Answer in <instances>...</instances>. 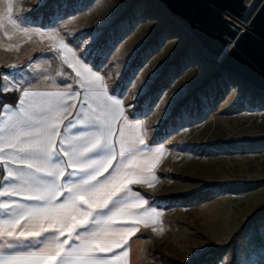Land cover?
<instances>
[{"label": "rangeland", "instance_id": "374dc122", "mask_svg": "<svg viewBox=\"0 0 264 264\" xmlns=\"http://www.w3.org/2000/svg\"><path fill=\"white\" fill-rule=\"evenodd\" d=\"M48 1L28 11L34 0H0V15L11 3L14 17L31 22L13 28L4 18L0 66L13 73L23 67L11 64L60 59L52 49L63 38L83 51L86 63L108 78L126 105L136 104L132 118L143 120L148 143L165 148L160 175L170 178L150 195L161 217L142 264H191L206 249L226 243L264 203V91L221 69L159 0ZM58 5L66 38L49 27L58 19ZM144 82L146 94L134 101ZM149 100L154 107L144 116ZM157 156L149 154L152 163ZM201 264H264V217L234 250Z\"/></svg>", "mask_w": 264, "mask_h": 264}, {"label": "snow or ice", "instance_id": "6c2138e0", "mask_svg": "<svg viewBox=\"0 0 264 264\" xmlns=\"http://www.w3.org/2000/svg\"><path fill=\"white\" fill-rule=\"evenodd\" d=\"M43 4L44 0H34L28 11ZM12 13L9 3L0 15V27L5 17L13 28L31 26L26 16ZM53 15L58 19L49 27L57 36L68 37L60 27L64 17L59 5ZM91 42H85V48ZM52 51L78 79L83 95L76 118L68 119L70 112L62 116V110L75 106L65 97H79L81 91L30 92L31 81L21 86L7 77L0 86L2 94H20L14 107H0L4 116L0 171H6L0 180V264H121L132 227L115 221L122 216L147 220L160 215L154 209L144 211L148 202L132 186L150 183L146 179L152 176L149 154L163 149L145 142L146 125L132 118L136 104L126 106L114 90L110 94L108 82L87 66L83 51H74L63 38ZM146 90L144 82L133 100ZM26 98H30L27 104ZM170 103L165 104L164 114ZM146 105L144 116L154 107L150 100ZM69 129L72 135L65 134ZM117 230H123L119 238H115Z\"/></svg>", "mask_w": 264, "mask_h": 264}, {"label": "water", "instance_id": "95a60500", "mask_svg": "<svg viewBox=\"0 0 264 264\" xmlns=\"http://www.w3.org/2000/svg\"><path fill=\"white\" fill-rule=\"evenodd\" d=\"M218 66L264 91V0L242 27L248 0H159Z\"/></svg>", "mask_w": 264, "mask_h": 264}, {"label": "crops", "instance_id": "0c3cea01", "mask_svg": "<svg viewBox=\"0 0 264 264\" xmlns=\"http://www.w3.org/2000/svg\"><path fill=\"white\" fill-rule=\"evenodd\" d=\"M13 63H16L13 62ZM23 66V65H22ZM87 66L91 67L94 71L100 73L106 82L109 84L110 94L114 90L112 85L110 84L108 78L97 71V69L93 68L92 65L87 63ZM2 85L5 83V77H7L8 81H18V84L23 86L26 82L31 81V83L27 84V89L30 92H69V91H81L78 86V79L75 76V73L72 69L68 68L66 64L62 62L58 57H48L42 56L35 60L28 62L27 66H23L20 72H5L2 71ZM35 77V80H33ZM61 81H67V83H60ZM10 86L16 87L15 83H11ZM117 97H122L124 99V103L126 105V98L121 95L118 91H115ZM82 91L81 96L79 97H65V100H73L74 107L69 106L66 110H62V116H67L68 113H71V116H68V119H74L78 116V110L81 106L82 99ZM30 98H26V104ZM8 106H15L16 104L6 103ZM4 105V106H5ZM127 106V105H126ZM95 107V105H93ZM12 108H9L10 112ZM87 111V107L84 109ZM4 119V116H0V121ZM134 119V118H133ZM61 131H65V129L61 128ZM144 131V129H143ZM66 135H72V130L69 129L65 132ZM115 139V137H114ZM144 139L145 142L151 146H155L157 148L162 147V151L158 152L157 159L152 163V176L147 177L146 179L150 181V183H144L141 185L132 186L134 193H139L141 197L146 200L148 203L143 206L144 211L149 212V209H156L157 212L160 213L159 216H153L152 219H140L136 216H122L117 217L115 223L118 224H127L132 227V230L128 232V248L127 255H121V264H142L145 259L146 251L148 246L151 244V237L154 235L155 224L161 217V209L158 205H155L150 195L154 192H158L157 190H163L165 186H168L170 183V178L164 177V175H160L162 170V159L165 152V148L159 144H150L147 141V136L144 131ZM119 149V145L117 144V150ZM115 164V161H113ZM70 171V169H69ZM6 175V171H0V180L3 179V176ZM159 188V189H158ZM131 204L135 205L136 201H131ZM139 219V223L137 220ZM123 230H117L115 234V238H119L120 232ZM106 255V254H105Z\"/></svg>", "mask_w": 264, "mask_h": 264}, {"label": "trees", "instance_id": "16d2710c", "mask_svg": "<svg viewBox=\"0 0 264 264\" xmlns=\"http://www.w3.org/2000/svg\"><path fill=\"white\" fill-rule=\"evenodd\" d=\"M49 0L48 2H50ZM7 68L5 66H0V86L2 85V77L1 73L2 71H6ZM218 76L221 74V70H217L216 73ZM260 90V89H259ZM19 95L16 92H11L8 94H2L0 93V107H3L6 103L10 104H17ZM191 95L188 94L184 96L180 102L183 103L185 100H187ZM179 174H174L175 177H177ZM264 217V203L260 205L255 211L250 215V217L240 225V227L235 231V233L230 237V239L224 243L221 246H212L205 251H203L197 258L191 263V264H201L204 261H209L213 256L223 253L227 251L228 249L234 250V248L238 245V241L241 238V236L244 234V232L251 227L252 225L256 224L260 219Z\"/></svg>", "mask_w": 264, "mask_h": 264}, {"label": "bare ground", "instance_id": "6f19581e", "mask_svg": "<svg viewBox=\"0 0 264 264\" xmlns=\"http://www.w3.org/2000/svg\"><path fill=\"white\" fill-rule=\"evenodd\" d=\"M263 0H248V8L246 12L244 13L243 17H241V20L237 21L239 24H242V27L247 26L250 23V20L260 7Z\"/></svg>", "mask_w": 264, "mask_h": 264}, {"label": "built area", "instance_id": "2783aa9c", "mask_svg": "<svg viewBox=\"0 0 264 264\" xmlns=\"http://www.w3.org/2000/svg\"><path fill=\"white\" fill-rule=\"evenodd\" d=\"M12 69V68H11Z\"/></svg>", "mask_w": 264, "mask_h": 264}]
</instances>
